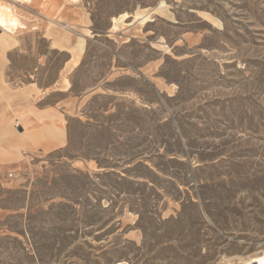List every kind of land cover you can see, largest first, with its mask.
<instances>
[{"label":"rangeland","instance_id":"rangeland-1","mask_svg":"<svg viewBox=\"0 0 264 264\" xmlns=\"http://www.w3.org/2000/svg\"><path fill=\"white\" fill-rule=\"evenodd\" d=\"M48 4L35 16L64 22L45 20L63 36L52 47L71 54L68 69L89 35L76 25L87 19L91 33L75 70H62L69 55L38 32L12 57L9 83L51 92L69 137L0 175V264H239L261 254L264 0Z\"/></svg>","mask_w":264,"mask_h":264},{"label":"crops","instance_id":"crops-1","mask_svg":"<svg viewBox=\"0 0 264 264\" xmlns=\"http://www.w3.org/2000/svg\"><path fill=\"white\" fill-rule=\"evenodd\" d=\"M66 5L58 6L61 19L62 8ZM51 8L48 0H0V175L15 172L34 155H50L62 151L68 144V118L66 111L62 109V102L50 104L48 97L51 92L40 89L34 83L13 86L7 77L12 57L20 48L23 37L35 32L49 44L51 50L69 55L62 70H75L79 67L85 53L84 46L86 48L87 38L90 37V23L84 19L82 24L76 25L81 30L80 37L84 35L85 30L89 31V35L84 37L85 40L80 38L77 49L72 52L75 58L72 63L74 66L77 62L78 64L68 69L71 54L65 50L66 48L60 50L52 47V44L57 45L63 41V36L59 32L51 33L53 24L50 23L48 26L45 23V20L52 18L38 14L43 18L38 20L35 16L41 10L50 13ZM113 19L112 23L115 24L116 18L115 22ZM57 29L62 31L60 27ZM71 29L74 30L73 27ZM115 30L116 26H113L112 31ZM77 40L78 38L72 43L69 38L65 46L72 47Z\"/></svg>","mask_w":264,"mask_h":264},{"label":"bare ground","instance_id":"bare-ground-1","mask_svg":"<svg viewBox=\"0 0 264 264\" xmlns=\"http://www.w3.org/2000/svg\"><path fill=\"white\" fill-rule=\"evenodd\" d=\"M127 17H128V15H124V18H127ZM136 17H137V15H136ZM47 20L49 21V23H51V24H53L55 26L63 27L60 24V22H58V21H54L52 19H47ZM113 21L115 22L114 19H113ZM114 29H115V27H114ZM69 31L73 32V30L71 28H69ZM239 264H264V251L261 254H259V255H256V256L248 259V260H244V261L240 262Z\"/></svg>","mask_w":264,"mask_h":264},{"label":"built area","instance_id":"built-area-1","mask_svg":"<svg viewBox=\"0 0 264 264\" xmlns=\"http://www.w3.org/2000/svg\"><path fill=\"white\" fill-rule=\"evenodd\" d=\"M13 176H14V172H13V173H9V174L7 175V177H8L9 179L13 178Z\"/></svg>","mask_w":264,"mask_h":264}]
</instances>
